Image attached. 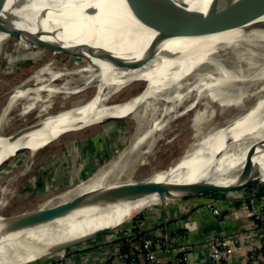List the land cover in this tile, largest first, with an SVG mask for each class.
<instances>
[{
    "label": "bare ground",
    "instance_id": "obj_1",
    "mask_svg": "<svg viewBox=\"0 0 264 264\" xmlns=\"http://www.w3.org/2000/svg\"><path fill=\"white\" fill-rule=\"evenodd\" d=\"M231 2L177 0L161 4L151 11L149 8L146 12L150 21L144 22L131 10L126 0H6L1 17L9 29L30 27L51 30L55 36L61 37L64 46L90 43L96 49L104 48L128 59H140L160 32L154 25L170 29L173 27L171 22L176 19L202 20L212 13L216 14L215 11L231 9ZM158 14L161 17L156 16L153 20ZM39 16L54 19L58 27L47 25ZM224 17L217 15L216 21ZM213 22L214 19L209 24ZM10 35L7 31H0V54ZM83 52L88 51L84 49ZM236 57L247 58L246 65L239 59L236 61ZM54 62L49 60L42 64L35 70L34 76L12 93L0 117V126L17 98L41 90L61 91L53 82L64 75L71 83L67 88L71 93L95 87L98 90L92 97H85L86 100L57 114L31 126L25 125L28 127L18 133H0V167L20 149L28 147L33 152L37 151L62 133L95 122L135 114L139 123L144 124L150 119L149 111L155 104L150 99L163 98L167 103L181 101L199 83L214 91L224 84L235 82L241 83L239 86L247 83L248 88L260 83L259 88L264 90V14L238 28L202 35L167 37L158 43L151 59L134 68L120 67L99 57L87 63L74 60L77 65L75 69H56ZM209 64L218 72L215 77L204 68ZM258 64L262 65L259 71L256 70L251 76L245 74L248 67ZM136 81H146L142 91L117 103L106 101L111 88ZM216 92L211 91L210 94L216 95ZM243 135L248 137L243 140ZM252 145L257 148L252 162L246 165ZM116 168L117 163L98 173L89 183L77 186L59 198L67 199L103 187L105 183H113L111 179H117ZM154 174L162 176H152L149 180L185 184L206 179L226 187L241 186L257 178L264 179V96L244 113L209 130L190 150ZM184 192L171 189L170 196ZM163 196L166 194L154 192L136 196L132 200L121 198L117 202L90 200L63 216L20 227L15 226L17 216L7 218L0 215V264H25L72 244L83 243L130 220L141 208L157 203Z\"/></svg>",
    "mask_w": 264,
    "mask_h": 264
},
{
    "label": "rangeland",
    "instance_id": "obj_2",
    "mask_svg": "<svg viewBox=\"0 0 264 264\" xmlns=\"http://www.w3.org/2000/svg\"><path fill=\"white\" fill-rule=\"evenodd\" d=\"M39 17L47 25L57 26L54 19ZM20 29L43 33L44 39L63 44L61 37L55 36L51 30L30 27ZM8 40L0 59V117L12 93L16 92V89L25 80L34 76L35 70L45 62L55 60L53 66L56 69L63 67L75 69L77 65L74 60L88 62L84 58L64 53H53L49 49L35 48L36 45L25 33L15 41L10 35ZM16 45L20 48V52L32 55L39 52V56L30 57L19 53ZM28 47L32 48L28 49ZM66 47L73 48L72 45ZM83 53V56L88 57L90 61L96 58L89 52ZM237 59L239 58L236 57L235 60L237 61ZM239 60L245 65L248 61L247 58ZM261 66L258 64L256 67H248L245 74L251 76L259 71ZM204 68L214 77L218 75L212 64ZM53 84L60 87L61 91L41 90L17 98L0 126V133L15 134L47 116L57 114L73 104L92 97L98 90L95 87L91 90L85 89L78 93H71L67 91L71 83L66 75L56 78ZM203 84L199 83L197 88L188 92L181 101L167 103L163 98L150 99L155 104L150 108V119L144 124L139 123L135 114L114 117L77 130H69L37 151L33 152L28 147L19 153L17 151L0 167V213L8 216L54 203L62 194L84 183H89L98 173L116 163L118 165L116 168L118 171H115L117 179H111L114 180L113 182L135 179L142 181L152 176H162L154 174V172L171 165L190 150L195 142L209 130L244 113L260 97L264 96V90L258 86L260 83L249 88L247 83L244 86H239L241 85L239 82L224 84L223 87H214L217 91L216 95L215 93L214 95L210 94L211 91L215 92L213 88L209 89ZM145 86L146 81H136L118 88L115 86L108 92L106 101L108 103L124 101L142 91ZM18 127L20 128L18 129ZM71 137L86 138L83 141L67 140ZM135 143L137 144L135 145ZM52 155L55 157L53 158ZM60 174L63 177L54 181L53 176ZM239 190L242 189L234 191L239 192ZM176 199L178 198L172 199L163 196L157 203L141 208L133 218L121 225L124 227L139 213L150 215L151 209H154L152 207L164 208L167 202ZM121 225L107 231L115 232ZM74 245L53 251L25 264H41L43 261H47L51 255L67 253L70 248L75 247Z\"/></svg>",
    "mask_w": 264,
    "mask_h": 264
},
{
    "label": "water",
    "instance_id": "obj_3",
    "mask_svg": "<svg viewBox=\"0 0 264 264\" xmlns=\"http://www.w3.org/2000/svg\"><path fill=\"white\" fill-rule=\"evenodd\" d=\"M126 1L129 7L131 8V10L144 22L150 21L148 19L146 12L149 8H150L149 11H151L153 8L158 7L161 4L177 2V0H126ZM232 1L233 2L230 3L231 9H229L228 7L227 9L222 11H215L216 14L212 13L207 18H204L202 20L200 19L193 21H181L176 19L171 22L173 27L170 29L154 25L160 32L152 39L144 55L140 59H128L116 54L111 50H107L104 48L96 49L90 43H81L73 48H70L64 46L63 44L55 43L53 41L44 39L42 37L43 33H38V32L33 33L32 31H28V30L24 31L23 29L20 28L9 29L8 27H6L1 17V9L5 4L6 0H0V31L9 32L12 35V39H14V41L16 38L22 37V35L25 33L31 38V42L34 45H36L35 48L49 49L53 53H64L78 58H84L89 62L90 59L88 57L83 56L84 55L83 50L86 49L93 56L99 58H105L117 66L134 68L143 65L145 62L151 59L156 52L158 43L167 37H173L179 35H189V36L202 35V34L218 32L232 28H238L254 22V20H256L259 16L264 14V0H232ZM217 15L225 16V17L218 22L216 21ZM156 16L158 18L161 17L160 14L155 15L153 17V20L156 18ZM213 19H214L213 24H209V22L212 21ZM256 24L259 23L256 22ZM16 47L18 48L17 45ZM29 48L32 47H28V49ZM19 50L20 48H18L19 53L26 54L30 57L39 56V52L35 53L34 55L36 56H34L32 54L20 52ZM1 56L2 54H0V59ZM83 127H79L77 129ZM77 129H72V130H77ZM245 135H243V138L248 137ZM256 148H257L256 145H252L250 147L247 154L246 165H249L252 162V157L256 151ZM23 150L24 149L18 150V153ZM262 181H264V179L257 178L248 181L247 183L241 186H232V187H226L219 184L216 185L212 183L210 180H206V179H202L191 183H185V184L164 183L160 181L149 180V178L142 181L129 180V181H120L115 183L110 182L98 189L84 191L67 199L59 198L56 202L51 203L49 205H42L35 209L24 210L18 214H12L7 216L0 213V215L7 218H12L17 216L18 219L15 220L16 223L15 226H19V227L28 226V225L39 224L41 222L49 221L56 217L63 216L71 212L78 206L84 204L85 202L87 201L89 202L90 200H94L91 202H97L100 200L106 202H117V200L121 198L132 200V198L136 196L150 194L154 192H158L161 195L166 194V196L171 197L172 199L173 198L181 199V198L197 196V195H208L214 192H222V191L226 192L228 190L245 189V188H249L250 186L258 185ZM171 189H179V190L181 189L185 192L180 195L170 196ZM91 196L94 197H92L91 199Z\"/></svg>",
    "mask_w": 264,
    "mask_h": 264
},
{
    "label": "crops",
    "instance_id": "obj_4",
    "mask_svg": "<svg viewBox=\"0 0 264 264\" xmlns=\"http://www.w3.org/2000/svg\"><path fill=\"white\" fill-rule=\"evenodd\" d=\"M86 137H71L83 141ZM54 158L55 155H52ZM51 157V159H52ZM77 172V171H75ZM64 173V171H63ZM63 176H53L54 181ZM261 194H264V181L255 185ZM249 191L247 189L243 190ZM241 192V191H240ZM237 191L214 192L208 195H197L167 202L165 207H155L150 215L142 216L143 230L155 235L170 236L169 249H164L159 254L164 262H170L180 255L179 248L183 244L190 243L191 258L197 264L208 263V248L206 241L210 234L232 235L239 232L243 238V248L237 251L230 264H243L247 249L254 244L264 249L263 232L256 225L254 218L243 209L244 197ZM212 197H215L220 208L219 214H213L207 206ZM149 214V213H148ZM184 222L186 225H184ZM126 223L117 229L116 234L122 233ZM133 222H130V225ZM120 229V230H119ZM112 232H104L87 239L83 243H76L75 249L67 253L66 264H123L116 259L115 252L119 239L113 237ZM117 237V236H116ZM177 237V239H176ZM251 243V245H249ZM264 253V252H263ZM43 261L41 264H47ZM38 264V263H37Z\"/></svg>",
    "mask_w": 264,
    "mask_h": 264
},
{
    "label": "built area",
    "instance_id": "obj_5",
    "mask_svg": "<svg viewBox=\"0 0 264 264\" xmlns=\"http://www.w3.org/2000/svg\"><path fill=\"white\" fill-rule=\"evenodd\" d=\"M245 189L249 191L243 192ZM245 189L239 190V192L241 191L239 196L244 197L242 203L243 209L254 218L256 225L262 230L264 236V194H261L254 186ZM216 200L217 199L215 197H212L207 206L211 209L213 214L217 215L220 213V208ZM152 208L155 209V207ZM136 217V223H134V220H131L130 222H133V224H127V226L122 230V233L119 232L118 235H115L116 230L111 234L113 237L120 240L117 244V251L115 252L117 260L121 261L123 264H197L190 257L193 252L190 243L180 246L179 251L181 253L179 256L175 257L170 262L163 263L159 253L164 249H169V241H171V237L162 234L155 235L153 233H142V224L144 223L143 219L140 220L138 215ZM186 223L184 222V225H186ZM137 226L141 231H138V233L135 234L133 229ZM121 239L123 242H126L127 250L123 249V242ZM205 245L208 248L209 258L207 261L209 264H230V261L235 256L237 251L240 249L242 250L243 238L239 232L226 236L210 234ZM249 245H251V243ZM74 249L75 248L72 247L70 248V251ZM263 252L264 250L259 247V245L253 243L244 255L243 264H263ZM67 253L51 255L47 264H66L65 260L67 259Z\"/></svg>",
    "mask_w": 264,
    "mask_h": 264
},
{
    "label": "trees",
    "instance_id": "obj_6",
    "mask_svg": "<svg viewBox=\"0 0 264 264\" xmlns=\"http://www.w3.org/2000/svg\"><path fill=\"white\" fill-rule=\"evenodd\" d=\"M138 216L140 217V218H142V216H144V214L143 213H139L138 214ZM135 222L134 223H136V221H137V217H135L134 219H133ZM134 230V233L136 234V233H138V231H141L140 230V228L137 226V227H135V229H133ZM142 233H146V234H149V232L147 231V230H143V231H141ZM121 241L123 242V240L121 239ZM123 249L124 250H127V245H126V242L124 241L123 242ZM264 250V249H263ZM264 264V263H263Z\"/></svg>",
    "mask_w": 264,
    "mask_h": 264
}]
</instances>
